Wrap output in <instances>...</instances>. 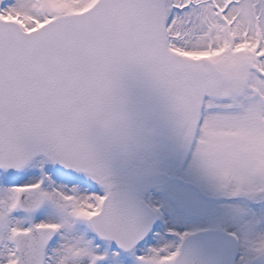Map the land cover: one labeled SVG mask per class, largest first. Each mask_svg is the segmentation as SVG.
<instances>
[{
    "label": "snow or ice",
    "instance_id": "obj_1",
    "mask_svg": "<svg viewBox=\"0 0 264 264\" xmlns=\"http://www.w3.org/2000/svg\"><path fill=\"white\" fill-rule=\"evenodd\" d=\"M0 264H264V0H0Z\"/></svg>",
    "mask_w": 264,
    "mask_h": 264
}]
</instances>
